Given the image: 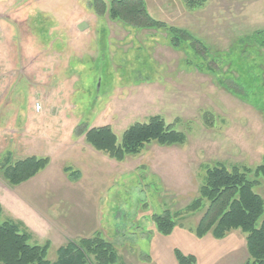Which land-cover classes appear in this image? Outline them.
<instances>
[{
	"label": "rangeland",
	"instance_id": "obj_1",
	"mask_svg": "<svg viewBox=\"0 0 264 264\" xmlns=\"http://www.w3.org/2000/svg\"><path fill=\"white\" fill-rule=\"evenodd\" d=\"M189 1L145 0L155 20L199 41L198 53L173 47L167 31L100 15L95 0H0V165L49 159L17 187L0 176L2 220L21 223L34 245L50 242L49 260L96 233L124 264H179L176 250L197 264L249 259L244 233L198 238L202 212L186 209L219 164L248 168L264 199V177H255L264 159V48L241 44L264 32V0ZM153 116L183 132L185 144H152L118 162L82 135L110 126L121 138ZM166 210L182 214L163 236L152 215Z\"/></svg>",
	"mask_w": 264,
	"mask_h": 264
},
{
	"label": "trees",
	"instance_id": "obj_2",
	"mask_svg": "<svg viewBox=\"0 0 264 264\" xmlns=\"http://www.w3.org/2000/svg\"><path fill=\"white\" fill-rule=\"evenodd\" d=\"M95 2L100 15H108L112 21L141 30L167 31L173 47L189 45L197 52L200 46V42L187 32L155 20L145 0H109V5L103 0ZM189 3L195 5L193 0ZM245 40L264 48V32L254 33L241 44ZM82 135L96 151L118 162L137 156L146 146H181L187 139L183 132L166 124L160 116H153L146 123L131 125L121 138L110 126L91 128ZM48 163V158L36 156L17 161L9 158L0 165V176L14 188L36 176ZM65 172L72 180L79 178L76 172L69 169ZM251 174L248 168L238 166L229 169L219 164L208 168L199 195L190 203L186 213L202 212L195 228L198 238L211 232L213 238L223 240L233 231H241L247 241L249 259L246 264H264V199L256 193L257 182L250 178ZM255 177H264V159L256 169ZM3 214L0 204V264H124L114 245L100 233L68 242L57 250L56 260L51 261L48 258L50 242L44 245L30 243L31 235L22 229L21 223L3 221ZM181 214H171L166 210L161 215H152L157 233L163 236L171 234ZM175 255L179 264H197L193 255L186 256L178 250Z\"/></svg>",
	"mask_w": 264,
	"mask_h": 264
},
{
	"label": "built area",
	"instance_id": "obj_3",
	"mask_svg": "<svg viewBox=\"0 0 264 264\" xmlns=\"http://www.w3.org/2000/svg\"><path fill=\"white\" fill-rule=\"evenodd\" d=\"M43 110V106L41 104H37L35 106V112L40 113Z\"/></svg>",
	"mask_w": 264,
	"mask_h": 264
},
{
	"label": "water",
	"instance_id": "obj_4",
	"mask_svg": "<svg viewBox=\"0 0 264 264\" xmlns=\"http://www.w3.org/2000/svg\"><path fill=\"white\" fill-rule=\"evenodd\" d=\"M87 24L85 22L81 23L79 26H78V29L80 31H84L86 28H87Z\"/></svg>",
	"mask_w": 264,
	"mask_h": 264
}]
</instances>
